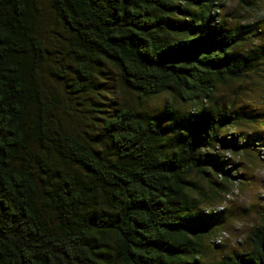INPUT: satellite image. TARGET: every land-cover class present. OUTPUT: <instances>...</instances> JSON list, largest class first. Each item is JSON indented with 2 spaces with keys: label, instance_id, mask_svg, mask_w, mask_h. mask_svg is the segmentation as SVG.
I'll return each mask as SVG.
<instances>
[{
  "label": "trees",
  "instance_id": "trees-1",
  "mask_svg": "<svg viewBox=\"0 0 264 264\" xmlns=\"http://www.w3.org/2000/svg\"><path fill=\"white\" fill-rule=\"evenodd\" d=\"M40 1L0 0V264H264V205L240 249L204 261L225 203L264 163L237 102L264 95L261 0H43L51 51ZM51 52L65 65L46 68ZM107 74L139 101L171 102L68 123L65 102L82 106Z\"/></svg>",
  "mask_w": 264,
  "mask_h": 264
},
{
  "label": "rangeland",
  "instance_id": "rangeland-1",
  "mask_svg": "<svg viewBox=\"0 0 264 264\" xmlns=\"http://www.w3.org/2000/svg\"><path fill=\"white\" fill-rule=\"evenodd\" d=\"M264 0H261L260 4L264 5ZM40 17H39V33L43 40L48 42V48L51 51L53 45V35L54 29H58L56 23L53 21V18L50 16L49 12L44 6V1H40ZM264 6L260 7L258 12L255 14L253 19H257L258 14H263ZM236 6L232 3L227 2L222 10V16L225 17L230 12H235ZM238 10V15L242 16L249 15L246 12H241ZM48 62L46 63V68L53 69L55 67L64 66V63L59 61V58L56 57L52 52L48 55ZM108 77H105V82L101 83L99 81L95 82V85L91 88V93L86 98L82 106L77 104L76 100H71L65 102L62 106V110L67 112L69 115L66 116L67 122L72 123L76 121L80 125L90 124L98 112L94 110H106L112 107L120 106H130L133 109L143 110L151 114L160 113L165 106L166 101L171 102L168 96H161L159 98L139 101L134 96L128 93H123L118 90V87L115 83V77L112 74H107ZM43 83L45 90L54 93L59 98L62 104V94L60 91V86L53 79H50L47 73L42 74ZM220 94H229L228 90H220ZM259 94V93H258ZM257 94V95H258ZM237 102L242 104L247 102L248 96L240 93L238 95ZM88 100L90 102H88ZM179 108H183L180 106ZM85 122V123H84ZM78 124L74 125V129L77 130L80 128ZM88 128V127H87ZM249 170V169H248ZM246 176L249 178L248 181H244L243 185L239 186L235 190L234 195L231 196V199L227 201L224 205L226 214L229 215V221L225 228L224 236L222 237V243L220 247L213 246L210 242L208 243V248L204 253V261L212 262L216 261L224 253H229L233 250L240 249V242L243 241V237L251 225L254 224L257 220V212L263 208L264 205V163L255 165L251 167L249 171L246 170Z\"/></svg>",
  "mask_w": 264,
  "mask_h": 264
},
{
  "label": "crops",
  "instance_id": "crops-1",
  "mask_svg": "<svg viewBox=\"0 0 264 264\" xmlns=\"http://www.w3.org/2000/svg\"><path fill=\"white\" fill-rule=\"evenodd\" d=\"M258 93H260L259 90L254 91V89L250 90V92H243V94L248 96V101L242 103V105L246 104L250 108V115L255 117V123L251 124L245 131L249 134H261L262 140L264 141V100L261 99L264 95L259 97Z\"/></svg>",
  "mask_w": 264,
  "mask_h": 264
}]
</instances>
